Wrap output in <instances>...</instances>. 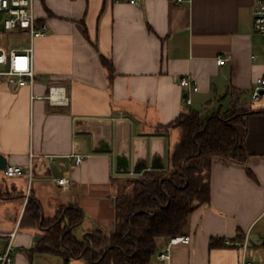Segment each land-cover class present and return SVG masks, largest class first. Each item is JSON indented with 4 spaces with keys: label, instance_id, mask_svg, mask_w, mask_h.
<instances>
[{
    "label": "crops",
    "instance_id": "obj_1",
    "mask_svg": "<svg viewBox=\"0 0 264 264\" xmlns=\"http://www.w3.org/2000/svg\"><path fill=\"white\" fill-rule=\"evenodd\" d=\"M253 7L254 0H39L36 14L48 32L35 41L34 87H15L0 76V155L10 165L32 163V196L43 216L75 204L85 212L76 229L81 239L95 230L110 234L115 184L168 165L180 134H158L161 125L190 108L204 117L250 104L264 109V97L251 101L252 87L264 75V41L254 31ZM27 45L0 42L7 49ZM101 54L114 66L113 79ZM221 56L228 58L224 65L217 63ZM189 74L198 91L180 85ZM50 87L63 89L67 100L50 102ZM237 128L255 178L246 166L214 157L211 200L192 212L183 229L191 242L173 246L168 263L159 254L169 237L158 238L149 264H264V113ZM73 155L83 156L82 162ZM59 177L72 179L70 189L53 181ZM28 184L26 177L0 181L1 235L22 218ZM214 238L222 243L212 247ZM226 240H247L249 247L244 252ZM15 261L31 264L19 252Z\"/></svg>",
    "mask_w": 264,
    "mask_h": 264
},
{
    "label": "trees",
    "instance_id": "obj_2",
    "mask_svg": "<svg viewBox=\"0 0 264 264\" xmlns=\"http://www.w3.org/2000/svg\"><path fill=\"white\" fill-rule=\"evenodd\" d=\"M100 59L113 79L112 62L102 54ZM257 113H264V109H254L251 104L215 111L208 117L190 108L169 124L161 125L158 134L172 129L180 134L168 153V165L115 184V225L110 234L95 230L78 239L75 230L85 219L83 209L67 204L53 217H44L32 191L20 227L39 229L42 238L34 251L61 257L65 264L73 259L83 260L84 264H149L158 249V238L183 234L192 212L210 202L214 157L246 166L255 178L248 167L249 151L237 126H247L248 118ZM221 243L222 239L214 238L211 246Z\"/></svg>",
    "mask_w": 264,
    "mask_h": 264
},
{
    "label": "built area",
    "instance_id": "obj_3",
    "mask_svg": "<svg viewBox=\"0 0 264 264\" xmlns=\"http://www.w3.org/2000/svg\"><path fill=\"white\" fill-rule=\"evenodd\" d=\"M39 0H0V20L6 32H23L28 36V45L24 48L7 49L0 47V76L6 78L7 82L15 87H34L37 79L35 66V41L48 32V26L40 23L36 14V6ZM116 3H128L139 5L141 0H112ZM182 4L191 0H175ZM254 31L261 36L264 41V0H254L252 11ZM227 57H218L217 63L224 65ZM180 85L188 91H198L199 86L192 75H185L179 78ZM264 97V75L260 76L254 83L251 91V101L256 103ZM47 98L52 103L62 104L67 98L65 92L60 87H50ZM186 104L190 105L192 100L186 96ZM34 155L31 154V157ZM77 164L81 163L83 156L73 155ZM4 176L8 179L26 177L28 179V192L25 198V205L32 190L33 165H10L7 164L3 170ZM53 181L63 190H68L72 186V179L69 177L54 178ZM21 217L16 223L13 231L0 234L6 238L7 244L0 251V264H12L15 253V240L20 228ZM191 236L179 234L168 238L167 244L159 254L162 261L170 262L172 259V248L180 243H190ZM226 245L236 246L244 252L248 249V241L226 240ZM241 264H252L243 259Z\"/></svg>",
    "mask_w": 264,
    "mask_h": 264
},
{
    "label": "rangeland",
    "instance_id": "obj_4",
    "mask_svg": "<svg viewBox=\"0 0 264 264\" xmlns=\"http://www.w3.org/2000/svg\"><path fill=\"white\" fill-rule=\"evenodd\" d=\"M2 22L0 20V37L2 40L0 42L4 43L7 46L15 47L19 46L23 43H29L28 38H26L24 35L19 34H10L9 36H5L2 28ZM3 171H0V181L3 179ZM7 198L14 199L15 194H7ZM21 216V215H20ZM19 216V217H20ZM18 219V218H17ZM14 226V225H13ZM42 233L40 230L37 229H24L19 228L18 231V237L16 240V243L18 244L16 246L15 244V253H14V261L12 264H16L15 257L18 258V252L24 254L28 260H30L31 264H65L63 259H61L58 256L52 255V254H43L38 253L34 251L35 249V241L37 236H41ZM27 236V237H26ZM76 236L78 239H81L83 235H81L80 230H76ZM20 237H26V241H22L23 243H20ZM31 239V242H30ZM7 244V242L0 237V251L1 249ZM16 254V255H15ZM33 255V256H32ZM32 257V258H30ZM69 264H84L83 260L80 259H73L70 261Z\"/></svg>",
    "mask_w": 264,
    "mask_h": 264
},
{
    "label": "water",
    "instance_id": "obj_5",
    "mask_svg": "<svg viewBox=\"0 0 264 264\" xmlns=\"http://www.w3.org/2000/svg\"><path fill=\"white\" fill-rule=\"evenodd\" d=\"M8 161L7 159L3 156L0 155V170H4L5 167L7 166ZM42 238V236H37L36 239L39 241Z\"/></svg>",
    "mask_w": 264,
    "mask_h": 264
}]
</instances>
